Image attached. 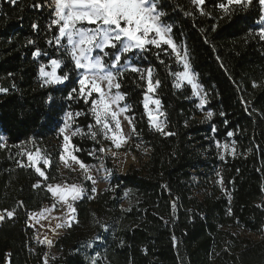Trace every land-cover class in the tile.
<instances>
[{"label":"trees","instance_id":"trees-1","mask_svg":"<svg viewBox=\"0 0 264 264\" xmlns=\"http://www.w3.org/2000/svg\"><path fill=\"white\" fill-rule=\"evenodd\" d=\"M221 2L159 0L162 21L186 49L213 115L206 118L190 85L175 87L183 67L167 45V52L137 53L135 65L160 81L154 94L163 132L144 109L146 81L125 73L119 91L130 106L135 134L128 149L137 161L122 172L100 151L109 145L103 134L72 137L80 161L102 158L111 169L106 185L92 192L91 180L60 168L66 113H81L72 127L85 133L94 119L83 99H69L76 73L56 44L57 26L49 27L50 0H0V88L7 89L0 91V264H45L47 246L29 216L55 202L46 185L57 182H82L85 191L46 264H264L263 5L252 0L224 15ZM51 59L68 64L58 70L69 73L63 84L45 85L40 76ZM227 142L233 151L222 154ZM37 148L51 161L39 163L47 179L29 166L26 153Z\"/></svg>","mask_w":264,"mask_h":264},{"label":"snow or ice","instance_id":"snow-or-ice-1","mask_svg":"<svg viewBox=\"0 0 264 264\" xmlns=\"http://www.w3.org/2000/svg\"><path fill=\"white\" fill-rule=\"evenodd\" d=\"M259 2L264 5V0H259ZM9 3L14 4L16 0H9ZM191 3L200 6L205 3V0H191ZM251 3L252 0H226V2L222 0L218 7L224 15H230L234 11L232 6L236 5L244 9ZM48 7L53 9L54 15L49 27L56 25L58 28V35L55 37L56 44L63 49L64 57L67 58L68 64H71L70 72L76 73L73 83L78 87L71 89L69 99H83L85 104H89L88 112L94 119V124H89L88 131L85 133L80 128L73 130L72 127L73 116H79L81 113H66L64 126L59 129V133L63 136V149L67 152V157L83 170L84 178L92 180L95 185L96 181L89 174L88 166L80 161L72 151H69L71 138L77 135H90L92 139H95L97 134L101 133L105 138H110L117 149L130 139V136L123 134L121 121L118 119L120 115L130 109V106L126 104L120 106V101L125 97L119 91L120 81L129 71L136 73L140 81H146L144 109L148 113L150 124L157 131L163 132V121L157 122V117L149 110L150 103L159 106L160 101L154 100L148 95L155 92L160 81L154 80L151 68L141 69L136 66L133 57L137 53L150 51L152 48L167 52L168 49L163 48L162 45H167L171 49L169 55L174 53L177 60L186 57L187 51L185 49L182 56L181 51L178 50L171 38L172 26L162 21L165 13L159 10V0H50ZM201 14L207 15L208 13L201 9ZM261 21L264 22V17H261ZM33 27L35 28L36 25ZM259 37L264 40V28L261 29ZM40 54L39 50L33 53L34 57ZM161 62L163 63V61ZM68 64H65L63 59H51L50 71H47L45 66H41L39 73L44 84H63L69 80L68 72H64L62 75L58 74V70L63 72V68L68 67ZM176 76L178 81L186 80L191 85L193 94L200 97L201 106L206 103L205 97L200 96L202 89L194 82V74L191 73L190 65L186 59L184 60V71L177 73ZM253 86L257 85L254 83ZM175 87H181V83L177 82ZM114 89L116 91H113ZM0 91H7V89L0 88ZM212 115L211 112H207L206 118H210ZM124 118L131 126V133L135 134L132 117L125 116ZM109 133L112 134L111 137H109ZM232 135L233 133H228V136ZM228 147L227 144L223 145L226 150ZM75 151H80V149L75 148ZM100 151H105V149L101 148ZM26 155L31 162L29 166L35 167L39 176L47 179L45 172L37 165L42 160L45 166H49L50 159L42 156L41 150L38 148L34 153L27 152ZM60 159L66 168L75 171L63 152L60 154ZM34 187H39V182ZM46 187L53 197L57 198V202H64L72 213H75L73 204L83 198L85 191L81 185L76 183L55 186L48 184ZM91 191L95 192L96 188L93 187ZM13 214L14 210L8 211L7 217L10 218ZM4 218L5 216L0 214V220ZM65 226L71 227L72 225L71 223L56 225L57 228ZM43 242L41 241V243ZM46 242L51 246V241ZM93 264H95V260H93Z\"/></svg>","mask_w":264,"mask_h":264},{"label":"rangeland","instance_id":"rangeland-1","mask_svg":"<svg viewBox=\"0 0 264 264\" xmlns=\"http://www.w3.org/2000/svg\"><path fill=\"white\" fill-rule=\"evenodd\" d=\"M263 17H264V5H263ZM262 27L264 28V22H262ZM171 38H172V35H171ZM176 46H177L178 50L181 51V55L183 56L184 51L181 50L177 44H176ZM185 59L189 63L187 55L183 59H180L179 61L182 65L183 69L178 73H182L184 71V60ZM45 68L47 71H50L51 70L50 63L47 66H45ZM190 71L192 74H194V82L198 84L200 89H202V91L200 92V96H204L205 100H206L205 91H204L203 87L200 85V83L197 79V76H196L195 72L193 71V69L191 68V66H190ZM177 82H180L181 86L185 83L188 84V82L186 80L185 81H178V78L175 75V84ZM53 85H60V84H53ZM188 85H190V84H188ZM113 91H116V90L114 89ZM148 95L152 99L158 100L155 97L154 92L149 93ZM194 96L198 100V105L203 110V112L206 116V113L210 112V111L205 110V106H206L207 101H206V103H204L201 106L200 105V97L197 95H194ZM123 105H125L124 100L120 101V106H123ZM149 110H151L153 112V115H155L157 117V122L162 121L161 115H160V113H161L160 104H159V106H157L155 104L150 103L149 104ZM146 113H147V111H146ZM147 115H148V113H147ZM125 116H129L127 114V112L120 115L118 117V119L121 121L123 134L125 136H130V139H128L126 143L122 144V146L119 149H117L115 147L113 141L110 138H108L109 145L106 147V149L104 151V153L108 154L111 157L112 163L114 165H116L117 168L122 172H124L131 164H134L137 161V157L134 154H132L128 149V144L131 141L132 133H131V126L129 125L128 120H126L124 118ZM132 124H133V122H132ZM63 126H64V124H63ZM111 135L112 134L109 133V137H111ZM63 144H64V141H63L62 146H61L62 152L64 153L66 159H68V162H69V164H71L72 168L75 169V171L71 170L70 168H66L64 165V162L61 161V159H60V168H61L62 174L64 176L71 175L72 177H78L79 179H85L83 170H81L79 168V165L76 164L75 162L71 161V159L69 157H67V152L64 151ZM225 144H227L229 146L227 150L223 148V145H225ZM220 150H221L222 154L232 152L233 151V145L231 142L223 143L220 145ZM69 151H72L73 154L76 156L75 148H73L72 140H71L70 145H69ZM41 162H43V161L41 160ZM85 165L88 166L89 174L96 181L94 187L96 189H100V188L104 187L106 185V183L108 182L110 176H111V169L107 167L105 160L101 158L96 163L85 164ZM37 166H39V164ZM85 180H87V179H85ZM64 183L72 184V183H68V182H57V183H52V185L53 186H55L57 184L63 185ZM73 183L79 184L84 188V185L82 182H73ZM54 198H55V202L53 204H51V205L46 204V205H44V207L40 211L35 212L29 216V223L34 228L36 237L40 241H44V243L47 246V251L44 255V262H46V263H48L53 258V256L56 254V250L54 247L55 242H56L57 238L64 232L65 228L67 227V226H65V227L57 228L56 225L61 224V223H72V221L75 219L74 213H72L67 208V205L64 202H57V198L56 197H54ZM53 205H55V207H53ZM41 213H43V215H41ZM46 241H51L52 242L51 246H49V244Z\"/></svg>","mask_w":264,"mask_h":264}]
</instances>
